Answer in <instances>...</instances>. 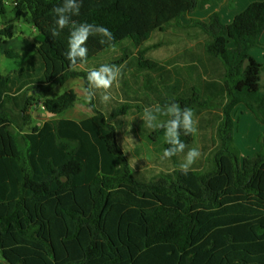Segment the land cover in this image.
I'll list each match as a JSON object with an SVG mask.
<instances>
[{"label": "trees", "instance_id": "trees-1", "mask_svg": "<svg viewBox=\"0 0 264 264\" xmlns=\"http://www.w3.org/2000/svg\"><path fill=\"white\" fill-rule=\"evenodd\" d=\"M62 2L13 0L15 17L43 40L34 42L35 52L21 68L0 72V252L6 261L264 264V135L254 156H241L233 118L243 105L264 124V63L251 54L264 46V1L252 2L229 24L218 13L194 19L190 26L204 36L202 47L217 67L204 65V80L173 85L169 96H156L163 105L174 100L205 112L203 123L215 134L201 164L187 175L178 154L160 170L132 166L120 126L121 118L134 113L133 102L103 103L95 92L94 114L76 121L61 117L78 101L74 89L43 95L74 78L89 90L88 70L79 66L117 65L134 51L141 71H158L161 65L144 56V42L155 31L183 27L180 18L209 0H83L72 20L102 25L114 39L90 36L86 61L75 66L64 55L69 29L51 35L52 8ZM5 7L0 0V15ZM5 55L21 58L12 49ZM38 104L55 114L41 125L34 121ZM146 131L153 143L169 147L163 128ZM180 139L187 147L193 142L183 130Z\"/></svg>", "mask_w": 264, "mask_h": 264}, {"label": "crops", "instance_id": "crops-1", "mask_svg": "<svg viewBox=\"0 0 264 264\" xmlns=\"http://www.w3.org/2000/svg\"><path fill=\"white\" fill-rule=\"evenodd\" d=\"M234 1L235 0H231V2H234ZM255 1H264V0H247L246 3L240 7V10L236 11L235 16L238 14L237 12L239 13L242 12L243 10H245V8L249 4ZM5 4H6L5 13L0 15V58L2 59V57H6L5 50L7 49L18 51L21 54V58L20 59L10 58L11 60H17L19 64L16 68H11L9 72L7 73H3L0 70V72L3 75H7L13 72L14 70L21 68L25 64L26 60L35 52L34 42L43 40V36L29 23H28L29 24L28 29L31 35L28 36L25 33V29L23 25V20L25 19L15 17L13 0H5ZM198 20H201V19H198ZM190 21H192V19H187L185 24L182 23V26H189ZM193 31L194 30L186 32V34H184V37H186V39L189 42L187 44H184V46L181 48L178 47L176 51V58L171 63L158 62L152 59L151 57L145 56L148 48L142 46L141 48H145V54H144L145 58L156 61L161 65L159 70L152 71L150 69H147V70L143 69L141 71L139 68L138 60H137V64L134 68V71L137 73L133 74L135 75L133 76V78L124 79V76H123V74L125 75L124 72H122L121 74L122 77H119L118 88L120 87L119 90L121 92L119 93V99L113 98L112 96L111 97L116 101L129 100L133 102L134 104H138L140 102L145 105V103L148 102L149 100H152V101L157 100L156 96H162V97L169 96L171 93L168 88L173 85L194 86L197 80L199 79L204 80L206 76H201L199 72L203 70L204 65L206 67H211L208 69H212V66L213 67L215 66L216 60H213L212 58H210L205 52V50L203 49L202 43L205 38H203V40H200V41L198 40L196 42L195 36L198 37L201 35L198 33V30H197V33L196 32L194 33ZM1 32H5L6 35L1 36ZM262 41H264V38ZM263 45H264V42H263ZM134 52L137 53V51H134ZM251 52H252L251 54L258 61L264 63V48H260V49L255 48ZM113 54H121V51L119 52L117 51ZM91 68H93L91 64L89 65L86 64V65L79 66L78 69L89 70ZM140 73H143V74L141 75ZM74 79H80L84 82V80L81 78H74ZM261 79H262V76H261ZM145 85L149 86L148 89H144ZM150 88H153V89H150ZM87 91L89 92L88 89ZM95 92H97L100 96L102 94V90H95ZM30 94L32 93L30 92ZM95 97H96L95 95L92 96L91 97L92 100ZM140 107L141 106H139V108ZM38 109H39V106L35 105L33 107V110H34L33 112L35 116L38 115V117H40L41 119V121L37 122L36 124L41 125L48 118L46 117V115L43 114L44 112H41ZM71 110L72 109L70 108L61 117L80 121L94 114L93 112L90 115L79 118L77 116H71L70 115ZM43 116H45L46 118ZM233 118H234V124H235L234 138H235V142L238 148L240 149L242 156L243 157L254 156L255 153L260 149V138L262 135H264V124L260 123V121H258L255 115L243 105H238L236 107V109L233 112ZM200 128L202 130H205L208 127H206L204 124L203 126H200ZM144 129L145 131L143 132V134L145 136L146 135L148 136V132L146 131L147 129L146 126H144ZM214 137H215V134L213 130L210 129V131L204 132V137H203V141L201 145L202 150L206 149V147L212 143ZM0 264H9L6 261V259L3 257L1 252H0Z\"/></svg>", "mask_w": 264, "mask_h": 264}, {"label": "rangeland", "instance_id": "rangeland-1", "mask_svg": "<svg viewBox=\"0 0 264 264\" xmlns=\"http://www.w3.org/2000/svg\"><path fill=\"white\" fill-rule=\"evenodd\" d=\"M246 1L247 0H235L234 2H231V0H209L208 4L205 5L204 7H197L190 13L183 15L180 18V21L183 24L186 23L187 19H192V21L193 19H201L206 21L210 14L218 13L222 22L229 24L233 21L234 19L233 17H235L236 11H239L240 7L244 5ZM192 21H190V23ZM23 25H24L25 33L28 36H30L31 33L28 29L29 24L25 20H23ZM192 30H194L193 31L194 33L195 32L197 33V29L193 28L189 24V26H183V27L171 26L164 32L155 31L152 34L149 41L145 42L142 45L143 47L148 48L145 56L151 57L152 59L162 63L173 62L176 58V51L178 47L181 48L184 46V44H187L189 42L186 39V37H184V34ZM203 38H204L203 35L198 37L195 36L196 42L198 40L199 41L203 40ZM260 48H264V46L257 47L256 49H260ZM138 58L139 56L137 55V53L133 52L132 56H130L129 59H126L124 63L117 64V66H123L122 72L125 73V75L123 74L124 79L133 78V76H135L133 74L136 73L134 71V68L137 64ZM18 64L19 63L17 60H11L10 58L7 57H2V59L0 58V70L3 73L9 72L11 68H16ZM140 74L142 75L143 73ZM261 76H262L261 83L263 84L264 71L262 72ZM120 77L122 76L120 75ZM119 88L117 85L114 84L113 87L110 89L111 96L113 98L119 99V93H121ZM69 89H74L78 94V101L71 108L72 109L71 113L69 112L70 115L81 118L92 114L93 110L90 106V102L92 98L89 97L84 82L80 79L68 80L63 85H60L56 89L44 94L43 97H55L57 95L64 93ZM157 104L161 105L162 107L164 106L158 100L153 101V104L150 106H155ZM136 105L141 107L137 109ZM38 106H39L38 110H43V112L46 113L41 104H38ZM150 106H146L140 102L138 104L133 105L132 110L134 113L132 115H127L124 118H121L120 134L123 139L122 144L125 150L128 152L132 166L136 169L151 171L152 168H156V170H160L162 168L160 164L164 162H168L172 158L162 160L161 157L164 150L163 145L161 143L160 144L153 143L150 139H148L147 135L145 136L143 134V132L145 131L144 126L146 125L142 119V116L144 113V109ZM193 110L195 112V118L198 119V131L195 135H192L193 137L192 144L189 147L185 148L184 153L178 154V159L183 161L184 155L189 148L198 147L201 151V157L197 160V162L194 165H192V167H197L201 164L202 160L204 159L203 157L204 150H202L201 147L204 137V132H208L210 131V129L212 130V127H208L205 130H202L200 126L204 125L203 119L207 118V115L205 112H199L195 108ZM46 117L52 118L54 116L46 115ZM166 119L167 117H159V120L161 121H164ZM34 121L35 123H37L40 122L41 119L37 115L34 117ZM146 128L149 129L147 126Z\"/></svg>", "mask_w": 264, "mask_h": 264}, {"label": "clouds", "instance_id": "clouds-1", "mask_svg": "<svg viewBox=\"0 0 264 264\" xmlns=\"http://www.w3.org/2000/svg\"><path fill=\"white\" fill-rule=\"evenodd\" d=\"M83 0H63L62 4L52 8L55 16V27L51 29V35L57 37L65 29H69L67 49L64 53L70 65L75 66L77 62H85L89 49L86 46L88 38L94 34H100L109 41L113 40L112 32L102 26L92 23L76 24L73 16H79ZM100 43H104L103 40ZM123 66L115 64H101L88 70L87 82L89 86L88 95L91 98L95 95L94 90H102L101 101L108 103L111 100L110 89L119 83V77ZM159 117H167L161 121ZM142 119L149 129L163 128L164 139L169 147L163 150L161 159H169L179 153H184L187 145L180 139L181 130L184 135H195L198 131V119L190 107H181L176 101L166 103L163 107L159 104L146 107ZM201 157L198 147H191L185 153L183 161L179 165L182 174L187 175L197 160Z\"/></svg>", "mask_w": 264, "mask_h": 264}, {"label": "water", "instance_id": "water-1", "mask_svg": "<svg viewBox=\"0 0 264 264\" xmlns=\"http://www.w3.org/2000/svg\"><path fill=\"white\" fill-rule=\"evenodd\" d=\"M44 115H49V116H55V114L54 113H52V112H48V113H43Z\"/></svg>", "mask_w": 264, "mask_h": 264}]
</instances>
